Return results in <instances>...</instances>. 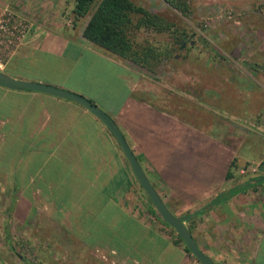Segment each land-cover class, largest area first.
I'll use <instances>...</instances> for the list:
<instances>
[{
    "label": "crops",
    "instance_id": "obj_1",
    "mask_svg": "<svg viewBox=\"0 0 264 264\" xmlns=\"http://www.w3.org/2000/svg\"><path fill=\"white\" fill-rule=\"evenodd\" d=\"M38 1L42 9L56 5ZM84 23L76 30L46 27L14 56L16 67L7 73L77 92L64 76H43L38 54L61 57L67 49L72 61L84 53L116 67L121 92H104L115 99L112 105L82 94L114 121L167 208L179 216L197 211L184 223L217 264H264V150L256 154V176H241L239 158H246L239 146L138 97L136 64L86 39ZM233 158L236 166L229 165ZM0 179L16 201L12 217L38 209L63 218L60 224L79 235L82 248L108 250L133 264H197L175 230L151 211L114 136L75 100L0 85ZM122 224L131 227L127 233L135 230L141 246L111 241ZM97 229L103 238L94 235Z\"/></svg>",
    "mask_w": 264,
    "mask_h": 264
},
{
    "label": "rangeland",
    "instance_id": "obj_2",
    "mask_svg": "<svg viewBox=\"0 0 264 264\" xmlns=\"http://www.w3.org/2000/svg\"><path fill=\"white\" fill-rule=\"evenodd\" d=\"M133 1L173 21L180 39L174 42L169 31L134 32V40H146L166 52L152 69L130 60L136 64V95L239 146L246 159L239 158L237 172L256 176V154L264 150V0H187V15L164 0ZM53 2L54 8L42 9L38 0H0V71L15 68L14 56L46 27L76 30L88 17L73 22L72 1ZM70 55L67 49L61 57L38 54L36 67L43 76H64L78 93L86 91L112 105L115 99H107L104 92H121L116 67L84 53L74 61ZM9 188L0 179V264H133L112 258L108 250L82 248L79 235L60 224L63 218L47 217L38 209L30 210L34 217H12L16 201L9 200ZM129 228L122 224V232L111 241L141 246L135 230L126 232ZM98 231L94 235L103 238Z\"/></svg>",
    "mask_w": 264,
    "mask_h": 264
},
{
    "label": "trees",
    "instance_id": "obj_3",
    "mask_svg": "<svg viewBox=\"0 0 264 264\" xmlns=\"http://www.w3.org/2000/svg\"><path fill=\"white\" fill-rule=\"evenodd\" d=\"M71 1L72 4L69 8V12L73 22H76L80 17L88 14L81 28V34L86 39L112 54L129 59L148 69H152L158 64L166 52L159 46L151 44L146 40L142 42L134 40L133 35L136 30L142 28L157 32L169 31L174 33L173 41L180 43L179 35L176 34V30L179 29V27L173 21L158 12L149 10L133 0ZM164 1L183 15H187L190 11V5L187 0ZM234 162L235 160L233 158L229 165H234ZM228 170L226 171V175H229ZM150 204L151 211L158 215L151 201ZM196 213L197 211L185 213L181 217L185 220L191 218V216ZM161 220L169 226L163 219ZM169 227L172 228L171 226ZM177 236L178 239L182 241L178 234ZM183 248L191 253L184 243Z\"/></svg>",
    "mask_w": 264,
    "mask_h": 264
},
{
    "label": "water",
    "instance_id": "obj_4",
    "mask_svg": "<svg viewBox=\"0 0 264 264\" xmlns=\"http://www.w3.org/2000/svg\"><path fill=\"white\" fill-rule=\"evenodd\" d=\"M0 85L14 89L36 90L56 95L59 97L70 98L79 102L91 113L97 116L116 139L126 160L128 161L133 175L135 176L137 182L139 183L149 200L151 201L154 209L156 210L160 218L163 219L169 226H171L175 230V232L179 235L187 249L194 255V257L199 262H201L202 264H217V262H215L210 256H208L206 253H204L198 248L193 236L191 235L188 227L185 225L182 217L172 213L161 200L157 191L149 182L147 175L143 171L135 154L130 149L123 134L118 129L114 121L110 118V116L102 108H100L98 105H96L84 95L73 90L47 82L13 76L4 71H0Z\"/></svg>",
    "mask_w": 264,
    "mask_h": 264
},
{
    "label": "built area",
    "instance_id": "obj_5",
    "mask_svg": "<svg viewBox=\"0 0 264 264\" xmlns=\"http://www.w3.org/2000/svg\"><path fill=\"white\" fill-rule=\"evenodd\" d=\"M8 15H9V14H8ZM8 19H9V17L7 16V17H6V20H8ZM239 171H240V172H243V171H244V168L241 167V168L239 169Z\"/></svg>",
    "mask_w": 264,
    "mask_h": 264
}]
</instances>
